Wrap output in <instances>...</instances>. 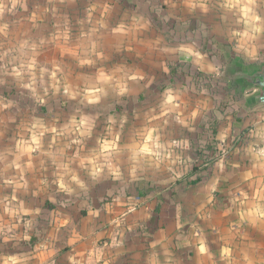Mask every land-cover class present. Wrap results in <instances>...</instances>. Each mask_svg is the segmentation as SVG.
<instances>
[{
	"label": "crops",
	"instance_id": "crops-1",
	"mask_svg": "<svg viewBox=\"0 0 264 264\" xmlns=\"http://www.w3.org/2000/svg\"><path fill=\"white\" fill-rule=\"evenodd\" d=\"M263 62L264 0H0V264H264Z\"/></svg>",
	"mask_w": 264,
	"mask_h": 264
},
{
	"label": "water",
	"instance_id": "water-1",
	"mask_svg": "<svg viewBox=\"0 0 264 264\" xmlns=\"http://www.w3.org/2000/svg\"><path fill=\"white\" fill-rule=\"evenodd\" d=\"M223 81L237 84L243 90L253 89L255 93L248 98L251 106L264 105V62L252 71H244L237 65L234 69H225Z\"/></svg>",
	"mask_w": 264,
	"mask_h": 264
},
{
	"label": "trees",
	"instance_id": "trees-1",
	"mask_svg": "<svg viewBox=\"0 0 264 264\" xmlns=\"http://www.w3.org/2000/svg\"><path fill=\"white\" fill-rule=\"evenodd\" d=\"M218 122L216 120H214L213 122H210L209 123V129H210V133L211 135L214 137L216 135V126H217ZM212 146H213V142L211 143L209 141V144L205 146L206 150H212ZM197 155H199L200 158H203V162L204 163H210L212 162V159L213 158H210V157H204V155L202 154V152H198ZM193 169H196V167H193ZM200 179L199 178H196V179H193L192 181H190V183L194 184V183H197Z\"/></svg>",
	"mask_w": 264,
	"mask_h": 264
},
{
	"label": "rangeland",
	"instance_id": "rangeland-1",
	"mask_svg": "<svg viewBox=\"0 0 264 264\" xmlns=\"http://www.w3.org/2000/svg\"><path fill=\"white\" fill-rule=\"evenodd\" d=\"M8 228V227H7Z\"/></svg>",
	"mask_w": 264,
	"mask_h": 264
}]
</instances>
